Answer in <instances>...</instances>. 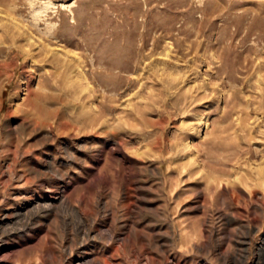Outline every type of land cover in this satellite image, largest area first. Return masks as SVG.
I'll use <instances>...</instances> for the list:
<instances>
[{"label": "rangeland", "instance_id": "obj_1", "mask_svg": "<svg viewBox=\"0 0 264 264\" xmlns=\"http://www.w3.org/2000/svg\"><path fill=\"white\" fill-rule=\"evenodd\" d=\"M0 264H264V0H0Z\"/></svg>", "mask_w": 264, "mask_h": 264}]
</instances>
